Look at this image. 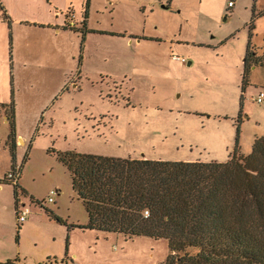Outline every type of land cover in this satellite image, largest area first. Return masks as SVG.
I'll list each match as a JSON object with an SVG mask.
<instances>
[{
	"label": "rangeland",
	"instance_id": "obj_1",
	"mask_svg": "<svg viewBox=\"0 0 264 264\" xmlns=\"http://www.w3.org/2000/svg\"><path fill=\"white\" fill-rule=\"evenodd\" d=\"M6 1L15 15L51 4ZM229 1L94 0L85 41L80 31L62 34L58 45L38 38L39 51L54 48L50 66L27 62L16 88L14 74L5 84L0 77V100L14 99L21 128L33 135L19 162L21 200L31 212L20 228L15 187L0 183V264H164L166 240L71 234L88 215L58 153L220 163L235 150L249 155L264 137V102L254 101L264 92V0H235L232 10ZM54 2L63 12L73 8L67 19L78 27L85 1ZM249 41L261 64L243 93ZM8 132L1 122L0 139ZM4 149L0 142V177L10 166ZM51 190L59 192L53 204ZM67 246L74 257L66 259Z\"/></svg>",
	"mask_w": 264,
	"mask_h": 264
},
{
	"label": "trees",
	"instance_id": "obj_2",
	"mask_svg": "<svg viewBox=\"0 0 264 264\" xmlns=\"http://www.w3.org/2000/svg\"><path fill=\"white\" fill-rule=\"evenodd\" d=\"M90 2L82 28L69 23L65 27L82 32L83 41L89 33ZM7 22L11 28L10 18ZM260 64L249 41L243 93L251 69ZM1 106L9 111L13 141L14 99ZM11 152L14 167V144ZM58 159L88 215V224L77 228L121 234L128 240H166L169 254L164 264H264V137L255 139L248 156L235 150L224 163L72 152L58 153ZM5 176L0 183H7Z\"/></svg>",
	"mask_w": 264,
	"mask_h": 264
},
{
	"label": "crops",
	"instance_id": "obj_3",
	"mask_svg": "<svg viewBox=\"0 0 264 264\" xmlns=\"http://www.w3.org/2000/svg\"><path fill=\"white\" fill-rule=\"evenodd\" d=\"M84 1H85L83 2L84 3L83 5L85 7L84 10H86L87 0ZM48 2H51V4L45 3V6L37 5V7L34 8L21 7L20 12H18V14L15 15L12 12V10L9 9V6L7 5V1L0 0V77L3 78L4 84L6 82L5 77L8 76L9 72H11V76L14 74V78H13L14 84L12 82L11 85L14 88H16L17 85L19 86V83H17V81L15 80V76L20 68L27 66V62H29V64L30 62H32L33 64H37L36 66L38 67L50 66L53 58L54 48H51V50L48 51H43V50L39 51V49L36 46L35 40H37L38 38L40 39L44 38V40H46V42L49 45H55V44L58 45L59 39L62 34L74 32L67 30L65 28L68 23L67 12H69V9H73V8H68L63 12L58 9L57 7L58 5L54 2V0H49ZM170 4L172 3H169L168 6ZM93 5H94V0H91L90 7L88 9L89 31H91L90 25L92 19ZM9 18L11 20V28L9 27V24L7 22ZM142 38L148 39V41L152 40L150 39V37L147 36H142ZM42 64H44V66ZM2 88L6 92V88L4 87V85ZM7 103L8 102L6 99L0 100V126H1V122H3L5 125L9 127V132L5 135L3 139H0V142L3 143V146L5 148L4 150L8 153L10 157V166L8 171L5 173V175L11 170L13 165L11 145L14 144L16 147L15 162L17 164H20L19 163L20 158H22L21 163H23L27 154V153L25 154L24 151V148L27 147V138L29 137V139H32L33 136L31 135L32 133H30L29 130L24 131L21 128L19 105L15 104V119H14L15 138L13 141L10 139L12 132L10 119L5 109H3L1 106ZM29 144H30L29 146L33 145L32 141H30ZM21 151H23L22 154ZM243 156H248V155H243ZM137 159H142V158H137ZM143 159H148V158L144 157ZM184 161H190V160H184ZM3 177H0V179ZM1 188L2 187L0 186V189ZM87 223H85L82 226H86ZM77 229L80 228L72 229L71 234H74ZM82 230L86 231L88 229H82ZM117 235L120 236L121 234H117ZM137 238H147V237H137ZM137 238L132 239V241ZM72 251H73L72 247L70 249H67L65 256L71 258L73 256ZM68 257L66 259H68Z\"/></svg>",
	"mask_w": 264,
	"mask_h": 264
},
{
	"label": "built area",
	"instance_id": "obj_4",
	"mask_svg": "<svg viewBox=\"0 0 264 264\" xmlns=\"http://www.w3.org/2000/svg\"><path fill=\"white\" fill-rule=\"evenodd\" d=\"M171 1V0H167ZM236 5L235 0H230L228 3V6L230 10L234 9ZM73 17L75 18V13L72 14ZM82 21L80 24H78V27L74 26L72 22H68L72 27L76 28H82ZM75 23H78L75 18ZM178 61H181L182 63H186V59L177 57L176 58ZM255 102L258 104H262L264 102V92H260L259 95L254 99ZM22 171H23V164H15L14 167L11 168V170L6 174L5 180L8 184L13 185L15 189L17 190L16 198H17V206H16V221H17V227H20L23 225L30 217L31 212L30 209L26 207L25 203H22V196H24V190L22 189L21 186V178H22ZM59 195L58 190H51L49 192V195L47 197V203L53 204L55 203V197ZM33 201H35L33 199ZM38 205L44 208V203H41L39 201H35Z\"/></svg>",
	"mask_w": 264,
	"mask_h": 264
},
{
	"label": "water",
	"instance_id": "obj_5",
	"mask_svg": "<svg viewBox=\"0 0 264 264\" xmlns=\"http://www.w3.org/2000/svg\"><path fill=\"white\" fill-rule=\"evenodd\" d=\"M189 65H191V63H189Z\"/></svg>",
	"mask_w": 264,
	"mask_h": 264
}]
</instances>
